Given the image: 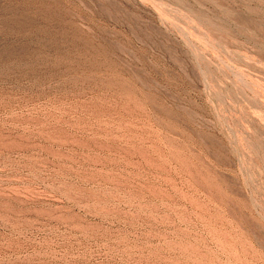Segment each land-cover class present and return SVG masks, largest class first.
<instances>
[{"label":"rangeland","instance_id":"1","mask_svg":"<svg viewBox=\"0 0 264 264\" xmlns=\"http://www.w3.org/2000/svg\"><path fill=\"white\" fill-rule=\"evenodd\" d=\"M0 264H264V0H0Z\"/></svg>","mask_w":264,"mask_h":264}]
</instances>
